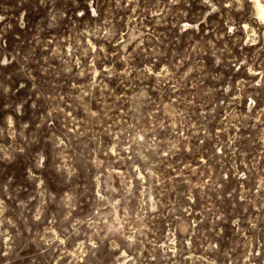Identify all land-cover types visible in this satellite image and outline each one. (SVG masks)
Returning <instances> with one entry per match:
<instances>
[{"label": "rangeland", "instance_id": "obj_1", "mask_svg": "<svg viewBox=\"0 0 264 264\" xmlns=\"http://www.w3.org/2000/svg\"><path fill=\"white\" fill-rule=\"evenodd\" d=\"M254 4L0 0V264H264Z\"/></svg>", "mask_w": 264, "mask_h": 264}, {"label": "bare ground", "instance_id": "obj_2", "mask_svg": "<svg viewBox=\"0 0 264 264\" xmlns=\"http://www.w3.org/2000/svg\"><path fill=\"white\" fill-rule=\"evenodd\" d=\"M255 11L257 16L260 18V20L262 21V19H264V3L259 0V2H257V0H255ZM247 32H251L250 30H247Z\"/></svg>", "mask_w": 264, "mask_h": 264}, {"label": "snow or ice", "instance_id": "obj_3", "mask_svg": "<svg viewBox=\"0 0 264 264\" xmlns=\"http://www.w3.org/2000/svg\"><path fill=\"white\" fill-rule=\"evenodd\" d=\"M257 2H259V0H257ZM262 23H264V19H262Z\"/></svg>", "mask_w": 264, "mask_h": 264}]
</instances>
